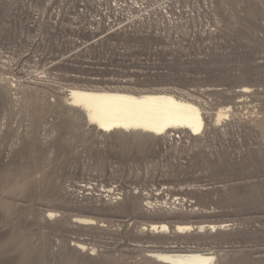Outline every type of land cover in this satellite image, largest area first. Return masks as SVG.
<instances>
[{"label": "rangeland", "instance_id": "374dc122", "mask_svg": "<svg viewBox=\"0 0 264 264\" xmlns=\"http://www.w3.org/2000/svg\"><path fill=\"white\" fill-rule=\"evenodd\" d=\"M76 88L169 92L205 126L102 133ZM170 249L264 264V0H0V264Z\"/></svg>", "mask_w": 264, "mask_h": 264}, {"label": "bare ground", "instance_id": "6f19581e", "mask_svg": "<svg viewBox=\"0 0 264 264\" xmlns=\"http://www.w3.org/2000/svg\"><path fill=\"white\" fill-rule=\"evenodd\" d=\"M69 94L71 103L83 111L87 122L102 133L123 131L162 136L174 131H186L191 135H198L205 126L201 108L196 103L169 92L133 94L76 88L70 89ZM225 115L226 112L222 113L220 109L217 112V122L226 119ZM145 205L151 206V203L146 202ZM83 221L92 223L91 220ZM195 228L202 231L206 227L190 224L175 227L178 232H190ZM209 228L216 230L215 226ZM148 230L168 233L170 227L165 223L151 224ZM16 245L20 246L19 243ZM78 246L84 248L83 245ZM149 254L163 264H212L216 258L213 252L207 250H154Z\"/></svg>", "mask_w": 264, "mask_h": 264}]
</instances>
